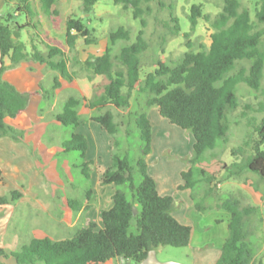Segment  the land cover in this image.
Segmentation results:
<instances>
[{"label":"trees","instance_id":"16d2710c","mask_svg":"<svg viewBox=\"0 0 264 264\" xmlns=\"http://www.w3.org/2000/svg\"><path fill=\"white\" fill-rule=\"evenodd\" d=\"M5 1L14 5L16 13L22 12L27 16L25 23H18L14 21L15 13L8 11L0 15V138L10 135L19 139V128L26 125L33 103L50 99L54 90L61 87L62 81L56 77L55 84L48 89L43 83L30 80L19 89L12 80L20 78L21 74L13 68L31 60L46 64L64 79H73L70 58L64 46L74 49L81 37L91 44L92 33L82 17L73 16L65 21L64 39L58 40L45 30L43 16L54 29L61 27L63 18L58 0ZM142 1L115 0L125 9L132 8L134 17L140 19L143 29L136 40L124 46L116 59L108 47L101 55L89 56L83 65L92 75L109 80L103 92L96 95L88 106L100 112L92 120L100 123L113 136L115 145L122 151V154L113 153L112 164L102 178L103 185L114 184L116 187L112 206L102 212L103 226L92 221L66 237H34L17 251L7 252L0 246V264L3 258L10 256L17 264H108L119 257L141 263L151 249L190 244L192 228L173 215L174 196L161 195L156 180L148 172L146 156L152 150L153 126L146 108L158 106L161 115L172 124L193 133L195 143L189 161L191 166L183 171L184 183L179 188H190L194 193L197 185L204 182L208 187L203 198L212 197L218 176L207 173L212 165H200L207 154L213 159L218 154L214 155L219 141L228 138L229 112L241 105L237 86L245 83L254 90H262L264 97V0L256 4L255 19L241 0H225L214 20L203 12L202 4H193L188 15L191 28L184 34L189 49L176 63L159 59L155 69L144 76L141 74L142 55L150 48V42L144 36L147 21L142 16ZM96 2L84 0L85 13H91ZM169 9L174 8L169 6ZM171 16L176 22L171 33L177 36L182 31L181 23L173 13ZM201 18L211 22L214 32L208 49L194 51L190 49V37ZM28 27L34 28L38 37L32 34L29 40H23V31ZM110 39L112 43L120 39L130 40L131 32L120 27L110 33ZM42 44L46 50L42 49ZM76 62L80 61L76 59ZM243 62H249V65H242ZM88 77L92 78L91 75ZM135 92L143 95L144 104L140 102L141 108L128 113L136 129L126 131L127 139H132L133 134L138 135V140L131 143L136 146V156L131 157L129 149H122L118 139L119 123L109 107L130 109ZM79 104L77 98L70 96L56 115L57 120L64 126L79 125ZM248 110L254 114L249 115ZM242 119L247 120L252 132L242 146L232 150L234 155H242L241 160L231 165L224 163L227 177L240 176L249 170L264 180V98L256 104L246 103ZM63 147L65 152L81 153L83 161L80 167L84 176L89 178L91 162L85 160L87 137L73 132L70 138L63 141ZM3 178L0 166V183ZM10 194L0 196L1 205L22 197V192L16 189ZM92 194V189H87L84 199L68 198L69 207L75 211L89 209ZM217 204L230 213V221L229 235L215 264H264L263 258L257 259L254 242L249 237L252 233L250 219L258 207L244 204L243 199L237 196L219 197ZM202 205L196 204L200 210L208 208H202ZM133 224L135 232L131 230Z\"/></svg>","mask_w":264,"mask_h":264},{"label":"rangeland","instance_id":"374dc122","mask_svg":"<svg viewBox=\"0 0 264 264\" xmlns=\"http://www.w3.org/2000/svg\"><path fill=\"white\" fill-rule=\"evenodd\" d=\"M258 1L241 0L242 5L250 9L253 19H255ZM224 2L225 0H143L141 3L142 16L147 21L144 36L150 42V48L142 55V76L153 71L159 59H163L167 63L174 61L176 63L189 49L187 47L188 39L185 38L184 34L189 32L191 28L188 15L193 4H202L203 12L208 14L211 20H214L222 10ZM58 6L62 11L63 18L60 29H54L52 24L43 16L45 30L56 36L58 40L64 39L66 19L70 16L82 17L91 30L92 43L87 44L85 39L81 37L72 50L63 45L70 58L69 68L73 79H64L60 73L52 70L46 64L31 60L14 67L23 73L24 79L34 77L48 89H51L55 84L56 77H60L62 84L61 87L54 90L50 99H42L34 103L30 110L29 122L24 128H19V139L12 136L0 138V164L4 168L6 181L11 185V189L6 190L0 186V196L11 195L12 189L22 192V197L19 199L4 206L0 205V246L7 252L20 250L34 237L62 238L72 234L78 227L89 224V221H86L83 216L85 211L82 213L75 211L69 207L67 202L68 198L84 199L85 190L89 189V184H87L80 167L83 161L81 153L79 151H64L63 141L70 138L73 132L82 133L91 140V153L94 156L97 146L100 144L101 156H103L101 166L105 165L104 158L107 155L109 157L111 155L112 160L114 152H122L115 145L113 136L102 128L100 123L92 121V117L100 112L88 106L96 95L103 92L104 86L109 80L106 77L92 75L83 68V65L89 56L101 55L108 47L111 48V54L116 59L121 49L134 42L139 31L143 29L140 19L134 17L132 8L125 9L121 4L115 3V0H97L91 13H85L84 0H58ZM169 6H173L174 9L170 10ZM8 11L15 13V22L25 23L27 20L26 14L16 13L14 5L5 1L0 8V15ZM171 13L181 23L182 31L177 36L171 33L176 24ZM120 27L130 30L131 39H120L112 43L110 33L117 31ZM213 32L214 29L210 21L199 19L198 25L190 37L192 43L190 49L194 51L208 49ZM32 34L38 37L34 28L24 29L23 40H29ZM164 38L167 40L164 41ZM58 40L57 42L60 43ZM41 46L43 50H46L45 45L42 44ZM262 48L264 49V40ZM76 59L80 62L77 63ZM242 65L248 66L249 62H243ZM89 75L92 78H89ZM262 88L264 89V78ZM237 95L241 105L238 109L229 112L230 130L227 140L219 141L217 151L214 153V155L217 153L219 155L217 154L212 159L207 154L200 165L204 167L213 166L208 168L207 173H214L218 176V180L213 186L215 192L211 194L212 199L210 197L201 198L200 196L207 190L206 187L208 186L206 183L200 182L193 193L196 204H206V201L216 204L214 202H218L219 197L222 199L228 196L241 197L244 204L245 202L250 203V199L244 196L242 190L245 188L244 185L250 181L257 188L264 189V180H261L258 174L246 170L240 176L228 178V170L224 168V163L231 165L233 162L241 160L242 155H234L232 150L242 146L252 132V129L248 128L247 120L242 119L245 104H256L264 98L262 90H254L245 83H240L237 86ZM70 96H74L80 101L78 106L80 123L75 127L64 126L56 118ZM142 96L135 92L130 109L109 107L115 113L116 121L119 123L118 139L122 149H129L131 157L136 156V146L131 143L138 140V135L136 137V134H133L132 139H127L126 131L136 129L133 121L128 118V113L142 107L139 106L140 102L144 104ZM248 113L249 115L254 114L251 110H248ZM167 121L169 120L167 119ZM168 123L173 128L164 127L168 135L166 156L174 159L176 153L192 152L193 145L191 144L195 141L193 133L172 124L170 121ZM179 147L181 149H178ZM186 159L184 156L183 161L191 166V163ZM91 170L92 164L90 165V172ZM106 187L108 191H111L110 185H106ZM107 197L108 194H105V198ZM190 197L193 198L192 195ZM92 203L96 209L100 207L98 197L95 195L92 197ZM217 208L222 209L219 206ZM253 217L254 221H251L250 224L252 233L249 237L254 242V251L257 259H259L264 257V202L258 206ZM131 230L136 231L135 224ZM196 234L195 244H200L207 238L217 243L221 241V230L217 225L207 231H201L198 227ZM155 250L158 259L161 261L191 264L192 251L188 246H159ZM111 261L114 264H119L117 258ZM1 264H17V262L10 256L7 259L3 258ZM124 264L140 263L129 258Z\"/></svg>","mask_w":264,"mask_h":264},{"label":"crops","instance_id":"0c3cea01","mask_svg":"<svg viewBox=\"0 0 264 264\" xmlns=\"http://www.w3.org/2000/svg\"><path fill=\"white\" fill-rule=\"evenodd\" d=\"M4 3H5V0H0V8H2ZM13 70L21 74L20 78L12 80L13 83L19 89L23 88L24 83L26 81L36 80L37 82H40L34 77H29L27 79H24L22 72L14 68ZM37 101H40V100H37ZM146 110L148 113V117L151 120V123L153 126L152 150L146 156V160L148 163V172L156 180L158 191L161 195L174 196L176 202H175V208L173 209V215L181 223L187 224L191 226L192 228L191 242L188 245V247L191 248V251H192V257L190 258L191 264H215L221 255L222 246L229 235L230 213L223 208H222L223 210L218 209L217 208L218 204L216 201L214 202L216 204H213V202L209 203L208 201H206L205 202L206 204L202 205V208L203 207H208V208L205 210H200L196 206V202L194 201V198L190 197L191 195L193 196L192 189L190 188L180 189L179 188L180 185L184 183V180L182 177L183 171L187 170L190 167L188 166L187 162L185 163L183 161V158L184 156H186L187 158L186 160L189 162L191 157L193 156V150L192 152L187 151L186 154L176 153L175 154L176 158L174 159H172L170 156H166L165 151L167 150V136L168 135L165 129L169 128L171 125L169 126L168 125L169 121H167V119L161 115L158 106H151V107L146 108ZM29 114H30V111H29ZM29 120H30V115L28 116L27 123L29 122ZM171 128L173 127H170V129ZM7 136H10V135H7ZM87 140H88V150L86 153L85 160L91 162L92 170L90 172L89 178H86V177L85 178L87 180V184H89V190L92 189L93 194L89 201L90 208L87 210L82 209L80 213L85 211L83 216L85 217L86 221H89V223L92 221H95L100 226H103L102 212L104 209L110 208L112 206L113 204L112 197L116 190V187L114 184H107L111 186L112 188L111 191H108L106 185L102 184L103 175L105 171L112 164V160H111V155L110 157L109 155H107L104 158L105 165L101 166L103 156H101L100 144H98L97 151L94 156V154L91 153L92 142L89 138H87ZM192 143L193 144L191 145L194 146L195 141ZM178 149H181V147H179ZM0 166L3 170V177H4L3 181L0 183V186L3 187L5 190L11 189L10 183H8L5 179L4 168L1 164ZM244 186L245 188L242 189L244 191V196L250 199L249 200L250 203L245 202L246 205L251 204V205L258 207L259 205L263 204L264 202V199H263L264 189L263 188L261 187L257 188L255 184H253L251 181ZM12 190H15V189H12ZM105 194H108L107 198H105ZM94 195L98 197V201L100 203V207L98 209H96L95 205L92 203V197ZM200 197L201 198L205 197V193H203ZM210 198L212 199V197ZM1 206H4V205H1ZM209 206H212V207L210 208ZM213 213H216V215H213ZM253 216L254 214L252 215L250 219V221L252 222L254 221ZM215 225H217L221 230V241L219 243L214 242L213 240L208 239V238L205 239L200 244L194 243L195 237L197 235L196 232L198 230V227L200 228L201 231L202 230L207 231L209 229L211 230L215 228ZM117 259H118L119 264L126 263L125 258L119 257ZM263 260H264V257H263ZM108 264H114V263L110 260Z\"/></svg>","mask_w":264,"mask_h":264},{"label":"water","instance_id":"95a60500","mask_svg":"<svg viewBox=\"0 0 264 264\" xmlns=\"http://www.w3.org/2000/svg\"><path fill=\"white\" fill-rule=\"evenodd\" d=\"M134 212L135 213L137 212L136 206L134 207ZM140 264H184V263L177 261H161L157 257L156 250L151 249L149 250L147 257L143 261H141Z\"/></svg>","mask_w":264,"mask_h":264}]
</instances>
